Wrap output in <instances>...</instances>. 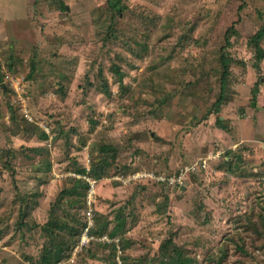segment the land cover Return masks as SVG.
<instances>
[{
  "label": "rangeland",
  "instance_id": "1",
  "mask_svg": "<svg viewBox=\"0 0 264 264\" xmlns=\"http://www.w3.org/2000/svg\"><path fill=\"white\" fill-rule=\"evenodd\" d=\"M106 2L0 0V264H38L50 221L87 225L72 174L106 157L92 227L129 213L125 236H107L121 249L85 244L57 264H160L168 238L189 264H264L249 223L264 234V0ZM222 55L227 103L208 115ZM137 173L182 184L116 179Z\"/></svg>",
  "mask_w": 264,
  "mask_h": 264
},
{
  "label": "trees",
  "instance_id": "2",
  "mask_svg": "<svg viewBox=\"0 0 264 264\" xmlns=\"http://www.w3.org/2000/svg\"><path fill=\"white\" fill-rule=\"evenodd\" d=\"M121 0H107V5L110 10L112 11H118V13H121L123 11V7L120 5ZM61 9L65 10L64 6H61ZM235 35V28L234 25L230 26L227 31L225 32V46L228 47L230 45V38ZM259 37V36H258ZM252 44L255 47V55H256V64L255 67H257L258 63L263 60V51L259 48L258 44V39L256 36L252 37L251 39ZM221 67H222V73L220 76V91L219 95L217 96L216 101L213 103L211 112L208 114H218L220 112L221 107L227 103L226 101V96H225V91H226V83H227V78L229 75V59L226 58L225 56H221ZM259 67H257L258 69ZM1 73V72H0ZM119 81L121 80V74L119 73ZM63 91V90H62ZM258 91V84L255 87L253 99H255V94ZM64 93V92H63ZM108 94V93H106ZM217 123H221L220 118L218 117L216 120ZM96 123H93L92 125L95 126ZM47 139V136L45 134L42 135V140ZM113 147L106 146L101 149L103 153L110 151ZM112 159V157H106L103 160H101L100 164L95 168L90 170V174L88 172V175L92 177L95 180H100L105 174V171L107 169V162L104 161L105 159ZM109 159V160H110ZM8 165V164H7ZM80 175L86 174V171L84 169H81L78 171ZM73 183L74 185L70 188L69 195L71 196H76V200L72 201L69 203L70 208L75 210V207L80 206L85 204V197L88 192V183L84 179H74L73 178ZM136 183H141L140 181ZM134 183V184H136ZM82 197V199H78ZM80 208V207H77ZM129 213L125 214L122 210H119L116 215L114 216V225L113 227L110 228V223L109 221H104V220H94V226L89 229L88 233L89 235L100 237L103 235L109 236L112 240L115 237L125 236V234L128 232L127 229V219L129 217ZM47 223V235L50 237V246L45 247L43 250V254L40 257V260L38 264H57L60 262L63 258H66V252L68 250H72L81 235L82 228L80 231H77L75 233L74 231V226L71 228V230H68V228L65 226V224H60L59 222L53 223ZM250 223V230L253 231V233L257 234L259 236L258 239L263 238L264 239V234L263 232H257V230H262L260 228H257L253 223ZM264 225V220L261 222L260 227ZM85 226V224H84ZM52 227L57 228L56 230L58 231H53ZM263 227V226H262ZM247 229V228H245ZM248 230V229H247ZM67 234L69 238L73 239V242L68 238L67 239H62L64 235ZM67 240V241H66ZM124 241V240H122ZM95 243V244H94ZM90 245L94 244L96 245L97 248H100L102 250L104 249H109L114 253V250L117 248L120 250V247H117L115 244V240L111 242H96V241H90ZM88 244L87 250L89 247H91ZM85 247V246H84ZM93 247V246H92ZM117 247V248H116ZM159 253H158V258H160V264H189L188 259L185 258L182 254V249L180 247H177L176 244L173 242V238H168L164 241H162L159 245ZM118 259H112V262H109V264H118L117 263Z\"/></svg>",
  "mask_w": 264,
  "mask_h": 264
},
{
  "label": "built area",
  "instance_id": "3",
  "mask_svg": "<svg viewBox=\"0 0 264 264\" xmlns=\"http://www.w3.org/2000/svg\"><path fill=\"white\" fill-rule=\"evenodd\" d=\"M2 64L1 58H0V65ZM5 79L7 81H12V77H10L9 75H6ZM13 89L14 92L17 94V99L20 101V92L22 91L21 89V80L16 78V81L13 82ZM15 100V98H14ZM13 100V101H14ZM43 131L45 133L48 134V129L46 126H41ZM86 174L84 175H80L76 173H73L72 176L77 177L78 179H84L87 183H88V192H87V211L85 213L86 219L85 222H87V225L84 227V232L82 233V236L80 238V242L78 243L77 248L83 247L85 244H89L90 241H96V242H111L110 239L107 237V235H103L100 237H96V236H92L89 235L88 231L90 228H92L93 225V220H92V207H93V202H92V194L94 192L95 189V184H96V180L93 179L92 177L88 176V172H89V168L85 169ZM190 170H186L184 175L187 174V172H189ZM177 176L174 177H169L166 179L160 178V177H155V175L153 173H137V174H131L127 177L124 176H118L116 179L118 181H121L124 184H129L131 182H136V181H141L142 179H149V180H153L155 182L158 183H164L167 182L169 184V186H174V185H181L182 183L180 182V177L176 178ZM118 264H121V262L118 260L117 261Z\"/></svg>",
  "mask_w": 264,
  "mask_h": 264
},
{
  "label": "crops",
  "instance_id": "4",
  "mask_svg": "<svg viewBox=\"0 0 264 264\" xmlns=\"http://www.w3.org/2000/svg\"><path fill=\"white\" fill-rule=\"evenodd\" d=\"M7 90H9L8 88H7ZM63 121H61V123H62ZM74 136V135H73ZM72 136V137H73ZM0 242H1V240H0ZM77 246H78V243L76 244V246L74 247L75 249L77 248ZM71 258H72V255L69 257V259H68V261H70L71 260Z\"/></svg>",
  "mask_w": 264,
  "mask_h": 264
}]
</instances>
